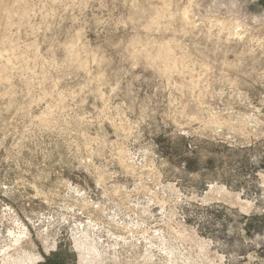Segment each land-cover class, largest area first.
<instances>
[{
  "label": "rangeland",
  "instance_id": "374dc122",
  "mask_svg": "<svg viewBox=\"0 0 264 264\" xmlns=\"http://www.w3.org/2000/svg\"><path fill=\"white\" fill-rule=\"evenodd\" d=\"M0 264H264V0H0Z\"/></svg>",
  "mask_w": 264,
  "mask_h": 264
},
{
  "label": "bare ground",
  "instance_id": "6f19581e",
  "mask_svg": "<svg viewBox=\"0 0 264 264\" xmlns=\"http://www.w3.org/2000/svg\"><path fill=\"white\" fill-rule=\"evenodd\" d=\"M167 52H168V51H167ZM168 53H169V52H168ZM160 57H161V56H160ZM169 57H170V55H169ZM169 57H168V58H169ZM162 58H163V57H162ZM169 59H170V58H169ZM179 66H180V64H179Z\"/></svg>",
  "mask_w": 264,
  "mask_h": 264
}]
</instances>
